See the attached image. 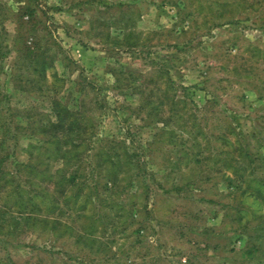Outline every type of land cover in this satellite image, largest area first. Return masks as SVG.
Returning a JSON list of instances; mask_svg holds the SVG:
<instances>
[{
  "label": "rangeland",
  "instance_id": "obj_1",
  "mask_svg": "<svg viewBox=\"0 0 264 264\" xmlns=\"http://www.w3.org/2000/svg\"><path fill=\"white\" fill-rule=\"evenodd\" d=\"M0 264H264V0H0Z\"/></svg>",
  "mask_w": 264,
  "mask_h": 264
}]
</instances>
